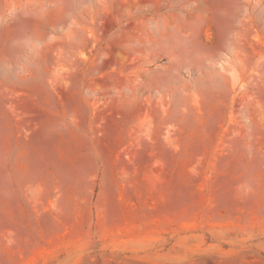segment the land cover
I'll list each match as a JSON object with an SVG mask.
<instances>
[{
    "label": "rangeland",
    "instance_id": "374dc122",
    "mask_svg": "<svg viewBox=\"0 0 264 264\" xmlns=\"http://www.w3.org/2000/svg\"><path fill=\"white\" fill-rule=\"evenodd\" d=\"M0 264H264V0H0Z\"/></svg>",
    "mask_w": 264,
    "mask_h": 264
}]
</instances>
